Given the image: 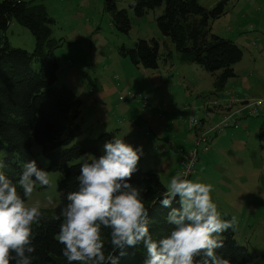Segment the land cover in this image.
<instances>
[{"label": "rangeland", "instance_id": "374dc122", "mask_svg": "<svg viewBox=\"0 0 264 264\" xmlns=\"http://www.w3.org/2000/svg\"><path fill=\"white\" fill-rule=\"evenodd\" d=\"M28 1L43 4L55 20L52 36L62 39L55 51V84L67 85L82 100L81 137L117 130L116 137L143 147L138 167L158 173L166 187L180 167L172 148H187L205 135L210 151L201 156L196 172H209L204 182L201 175L196 181L213 185L212 198L237 218V242L246 245L255 264H263L264 137L259 126L264 111L253 116H246V111L253 98L264 96V0H229L225 15L211 25L212 33L234 40L243 51L233 66L234 77L222 91L213 86L220 72L212 74L196 63H183L170 37L161 34L156 20L163 5L137 17L131 0H114L131 20L129 32L122 33L111 23L106 0ZM218 1L198 0L207 8ZM5 34L12 46L32 51L34 37L22 25L12 22ZM139 38L160 43L157 68L136 66L120 53L122 45L131 47ZM246 97L247 103L238 101ZM32 151L46 167L48 160L42 157L41 147L34 143ZM48 172L50 185L37 184L26 200L29 206L39 203L42 210L58 204L61 173ZM222 194L234 197L229 201Z\"/></svg>", "mask_w": 264, "mask_h": 264}, {"label": "trees", "instance_id": "16d2710c", "mask_svg": "<svg viewBox=\"0 0 264 264\" xmlns=\"http://www.w3.org/2000/svg\"><path fill=\"white\" fill-rule=\"evenodd\" d=\"M228 1L219 0L211 8L202 6L198 0H131L130 6L137 17H142L163 5V11L156 20L161 34L170 37L183 63H196L212 74L220 72L213 86L222 91L228 79L235 75L233 66L243 56L241 47L234 40L211 32L212 23L227 12ZM106 8L111 15L113 27L119 32L128 33L131 20L127 10L117 8L114 0H106ZM12 22L22 25L33 35L32 51L9 43L5 32ZM54 22L43 4L28 0H0V160L7 164L3 171L16 183L24 163L35 159L39 168L61 173L57 183L58 204L53 208L42 209L44 218L32 225V243L35 247L33 264H69L62 255L64 246L55 239L61 221L53 217L59 215L68 203L66 194L78 190L76 177L83 163L80 158L85 155L95 158L104 155L105 142L116 137L117 131L114 133L113 130H107L96 137H81L83 130L78 118L82 100L67 85L55 84L58 70L55 51L62 45V39L52 36ZM159 51L160 43L155 39L139 38L131 47H120V53L134 65L152 69L158 67ZM34 62L38 63L35 68L32 67ZM90 92H93L92 89ZM94 113L96 111L91 114ZM259 131L261 137H264V120ZM34 143L41 147L42 157L47 158L46 167L38 162L32 151ZM205 144L207 149L203 146L199 148L203 151L195 158L197 164L201 156L210 151L209 144ZM181 147L172 148L177 154L180 167L184 158ZM180 167L177 168L180 170ZM129 182L141 188L145 205L149 209L153 238L168 235L174 225L168 222L171 208L160 203L167 189L158 173L153 170L143 171L138 167ZM17 188L23 196V190L18 184ZM213 201L222 218L231 219L218 201ZM172 207H180L178 197ZM101 231L107 255L113 252L110 229L102 227ZM234 234L233 229L222 234L224 246L215 249L216 254L228 259L231 264H255L246 245L237 242ZM126 251L127 255L120 258L119 264H143L147 256L143 245L127 248ZM115 255L119 256V251ZM260 256L264 264V252ZM10 264L15 262L11 261ZM72 264L83 262L74 261Z\"/></svg>", "mask_w": 264, "mask_h": 264}, {"label": "clouds", "instance_id": "9594fccd", "mask_svg": "<svg viewBox=\"0 0 264 264\" xmlns=\"http://www.w3.org/2000/svg\"><path fill=\"white\" fill-rule=\"evenodd\" d=\"M103 151L99 158H80L78 190L66 194L68 203L53 217L61 221L55 239L64 246L62 255L69 264H119L127 248L139 245L147 252L143 264H231L215 249L224 246L222 234L235 230L238 221L235 216L222 218L211 195L213 185L184 178L186 173L173 176L160 203L171 208L168 222L174 227L168 235L154 239L141 188L129 182L138 169L143 147L114 137L105 142ZM6 167L0 160V264H33L32 225L40 222L44 213L39 203L29 206L26 200L31 199L38 183L50 185V173L33 159L24 163L14 183L5 175ZM177 197L180 207L173 208ZM48 200L51 203V197ZM102 227L110 229L113 252L107 255Z\"/></svg>", "mask_w": 264, "mask_h": 264}, {"label": "built area", "instance_id": "2783aa9c", "mask_svg": "<svg viewBox=\"0 0 264 264\" xmlns=\"http://www.w3.org/2000/svg\"><path fill=\"white\" fill-rule=\"evenodd\" d=\"M132 97H136V96L132 95ZM120 99L125 100V97L121 96ZM238 101L240 103H247L249 101V98L246 97V98L240 99ZM257 101H264V96L253 98V102L251 104H248V105H250L251 108L249 109V111H246V114H247L246 116H253L258 111H264V103H258ZM230 104H232V103H230ZM191 120L197 121L195 119H191ZM232 120L235 121L236 119L232 118ZM224 124H227V121H224ZM205 143H206L205 142V135H203L201 138L198 137V138L194 139V141L190 143L189 147L182 148L181 154H183L184 158L181 162L182 169H180L178 171V173H180V174L186 173L187 175L184 178H187L190 174L195 172L196 164H197L195 162V158L198 154H201L203 151L202 149H199V148H201L200 146H203L204 149H207V145Z\"/></svg>", "mask_w": 264, "mask_h": 264}, {"label": "crops", "instance_id": "0c3cea01", "mask_svg": "<svg viewBox=\"0 0 264 264\" xmlns=\"http://www.w3.org/2000/svg\"><path fill=\"white\" fill-rule=\"evenodd\" d=\"M258 97H260V96H258ZM204 170H206V169H204ZM209 171H207V172H202L201 174H197V172L196 173H194V174H192L191 176H190V178L189 179H191V180H193V181H196V179H199V175H201V177H200V181H203V176L205 175V174H207ZM222 181H223V179H222ZM204 182V181H203ZM218 182H221L220 180H218ZM223 183V182H222ZM217 188L219 189V190H221V189H223V188H225V186L223 187V186H217ZM225 198V200H231L232 199V197H234V196H225V194H222ZM223 198L221 197V200H222ZM213 200H215V201H218V200H216V199H214L213 198ZM218 203L221 205V203L222 202H220V201H218ZM224 211H225V213H226V215H228V216H231V218L234 216V213H229L228 211H226V209H223Z\"/></svg>", "mask_w": 264, "mask_h": 264}, {"label": "bare ground", "instance_id": "6f19581e", "mask_svg": "<svg viewBox=\"0 0 264 264\" xmlns=\"http://www.w3.org/2000/svg\"><path fill=\"white\" fill-rule=\"evenodd\" d=\"M145 100H146V98H145ZM222 106V105H221ZM204 156V155H203ZM202 158V157H201Z\"/></svg>", "mask_w": 264, "mask_h": 264}]
</instances>
